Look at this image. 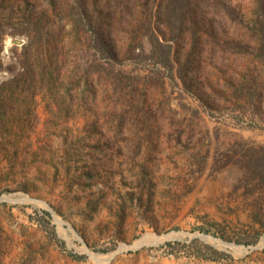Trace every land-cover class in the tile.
<instances>
[{
    "label": "rangeland",
    "instance_id": "1",
    "mask_svg": "<svg viewBox=\"0 0 264 264\" xmlns=\"http://www.w3.org/2000/svg\"><path fill=\"white\" fill-rule=\"evenodd\" d=\"M233 1L243 22L216 34L200 25L186 84L127 53L137 18L109 34L112 61L93 56L77 14L58 6L59 64L0 88V264H264V179L248 165L264 148V63L246 27L254 0ZM23 41L5 36L0 85ZM69 82L80 85L67 93ZM193 239L221 260L167 247Z\"/></svg>",
    "mask_w": 264,
    "mask_h": 264
},
{
    "label": "trees",
    "instance_id": "2",
    "mask_svg": "<svg viewBox=\"0 0 264 264\" xmlns=\"http://www.w3.org/2000/svg\"><path fill=\"white\" fill-rule=\"evenodd\" d=\"M7 1L10 0H0V51L3 50V40L7 34L24 41L21 54H12L8 58L10 68L7 67V71L10 79L4 81L0 88L7 84L19 86L22 79L31 74V80H34L36 69L44 75L46 68L59 64L55 54L61 47L58 37L65 30L66 22L55 24L54 16L58 6L69 5L68 16L77 14L73 18L74 29L86 32L89 51L93 56L112 61L116 60L117 53L108 41L109 34L115 29V24L120 22L118 20L129 16L137 18L135 28L130 30L132 35L127 53L139 61L160 63L169 70L173 79L178 78L183 84L187 83L189 71L202 43L200 25L207 22L208 31L216 34L225 29L226 22H243L240 5L233 0H48L44 10H38L32 0H11L10 4ZM254 4L253 17L246 27L256 40L258 57L264 63V0H254ZM144 40L150 44L148 53L145 52ZM185 44L190 45L189 49L176 67L178 53ZM0 63L2 64V60ZM16 66H21L22 72L13 74L11 69ZM60 78L61 75L58 74L57 79ZM91 82L92 78L88 75L85 80L86 89ZM76 85L80 84L70 83L67 93ZM248 165L254 174L264 179V148L249 156ZM45 214L48 215V212ZM43 222L39 221L38 224L43 225ZM206 231L209 233V230ZM52 233L55 239L54 230ZM236 242L256 244L257 239L249 240L241 236ZM167 247L170 253L187 251L196 257L213 261L222 258L220 252L198 239H193L188 244L169 243Z\"/></svg>",
    "mask_w": 264,
    "mask_h": 264
},
{
    "label": "bare ground",
    "instance_id": "3",
    "mask_svg": "<svg viewBox=\"0 0 264 264\" xmlns=\"http://www.w3.org/2000/svg\"><path fill=\"white\" fill-rule=\"evenodd\" d=\"M200 237H202L204 240L213 242L216 245L225 246V247H232V248L235 247L236 250H239V247L238 246H235V245H232V244H228V243L224 242L223 240L214 238L212 236H209V235H201ZM163 238H171V236L165 235V236H163ZM140 243H142V241H140Z\"/></svg>",
    "mask_w": 264,
    "mask_h": 264
},
{
    "label": "water",
    "instance_id": "4",
    "mask_svg": "<svg viewBox=\"0 0 264 264\" xmlns=\"http://www.w3.org/2000/svg\"><path fill=\"white\" fill-rule=\"evenodd\" d=\"M201 238V237H200Z\"/></svg>",
    "mask_w": 264,
    "mask_h": 264
}]
</instances>
